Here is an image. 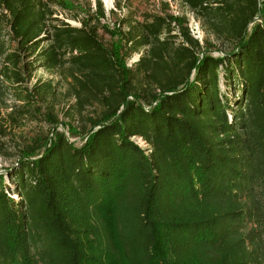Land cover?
Instances as JSON below:
<instances>
[{
    "label": "trees",
    "instance_id": "1",
    "mask_svg": "<svg viewBox=\"0 0 264 264\" xmlns=\"http://www.w3.org/2000/svg\"><path fill=\"white\" fill-rule=\"evenodd\" d=\"M129 1L0 0V154L50 125L0 172V264H264V0H180L214 45Z\"/></svg>",
    "mask_w": 264,
    "mask_h": 264
},
{
    "label": "rangeland",
    "instance_id": "2",
    "mask_svg": "<svg viewBox=\"0 0 264 264\" xmlns=\"http://www.w3.org/2000/svg\"><path fill=\"white\" fill-rule=\"evenodd\" d=\"M93 1V0H92ZM102 4L104 6V9L106 13L109 15L110 9L113 8L114 0H101ZM162 0H130L128 2L130 8L132 10H137L138 13L151 10L154 3H158ZM170 5V10L173 14H183L188 19V27L190 30V33L193 37L197 38L201 44L205 42L207 39L208 41H212L213 45L216 44L215 39L210 36V34L201 26V23L198 21V19L195 17V14L191 12L184 4L180 2V0H166ZM123 12L125 11L122 10ZM59 17H61V12H58ZM65 14V13H63ZM65 16V15H64ZM67 21L72 25H77V22L67 19ZM211 53L214 56H217L219 54L218 51L212 50ZM138 55L134 54L131 58L127 60L128 66H133L134 62L137 60ZM222 71L219 70V76H220V88L222 91H225L228 93L229 97L230 94V87L223 85V78H222ZM46 81L51 80L56 88L57 98H56V104H55V113L57 114L59 120L68 121L69 119H65L62 114L67 105L72 102V99L65 98L61 92H63V84L61 83V80L55 73H51L49 71L44 70L43 68H38L32 76L31 83H34L36 80ZM59 81V82H57ZM13 100L8 97L6 98V103L8 104V107L13 104ZM7 110H10L8 108ZM1 111V110H0ZM92 108H87L84 113L85 114H92ZM4 115V111L2 110L0 113V124H5V122L2 119V116ZM71 123L74 126H78L77 120L72 121L70 119ZM5 128V135L2 137L3 143V152L4 155L0 154V172H4L6 169L14 168L17 152L21 150V148H24L27 146L31 140L32 137H35L37 135H45L49 132L50 125L43 121H23L18 126H8L4 125ZM58 130L63 131L67 137H69L70 141H74L76 145H80L81 141L78 136L71 135L69 133V130L67 127L59 126ZM4 180L6 184H10V190L14 188L15 178H12L11 180L8 178L7 175L4 176ZM9 190V191H10ZM10 193H13L11 192Z\"/></svg>",
    "mask_w": 264,
    "mask_h": 264
},
{
    "label": "built area",
    "instance_id": "3",
    "mask_svg": "<svg viewBox=\"0 0 264 264\" xmlns=\"http://www.w3.org/2000/svg\"><path fill=\"white\" fill-rule=\"evenodd\" d=\"M130 139L140 148L144 149L146 154L149 152V145L141 136H132Z\"/></svg>",
    "mask_w": 264,
    "mask_h": 264
}]
</instances>
